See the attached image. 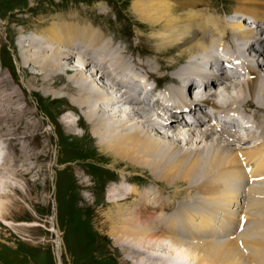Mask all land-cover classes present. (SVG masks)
I'll return each mask as SVG.
<instances>
[{
	"label": "bare ground",
	"instance_id": "bare-ground-1",
	"mask_svg": "<svg viewBox=\"0 0 264 264\" xmlns=\"http://www.w3.org/2000/svg\"><path fill=\"white\" fill-rule=\"evenodd\" d=\"M132 4L138 20L156 31L152 39L156 41L159 51L184 45L187 39L198 31L201 38L194 46L196 52L190 53L192 55L181 62L180 56V63L177 62L174 75L171 72L169 75L174 82L186 80L190 84L187 89L189 95L194 85L192 82L204 86V92L197 95L195 103L207 104L208 102L202 99L205 93L206 97L216 98L219 106H216L217 109H227L226 113L234 112L251 123L254 130L248 128L242 131L245 140H242L241 135L230 139L236 144H241V147L232 148L228 143L220 144L214 140V127L206 123V118L204 120L200 112L193 115L195 110L192 107L188 120L187 116H178L177 126L171 125V128H174L172 131L178 137L175 142L195 146L197 143L209 142L208 140L214 141L199 150H189L182 154L178 146L175 148L170 145L175 143L168 136L159 134L155 136L157 142L153 141L146 127L134 123L133 116L141 114L135 102L131 100L132 96H135V90H130L131 97L124 96V93L117 95L122 92L124 83L127 82L122 79L120 84L113 83V80L108 78L110 71L104 69L108 63L116 73H123L129 67L127 58L123 52L117 56L112 49L110 55L109 48L113 44L104 41L101 32L92 25L83 26L77 22L56 20L44 28L40 35L33 34L34 36L19 40L20 60L25 65L24 72L29 71L31 67L38 71L31 73L32 84L41 85L37 91H42L45 98L54 96L52 101H61V104H64L59 112L72 110L84 116L88 123L86 126H89L88 131L92 133L100 151L118 155L123 161L128 160L130 164L145 168L177 191L174 196L167 188L160 193L157 192L159 189L147 185L143 189L134 185L131 186L130 192L120 183L115 186L114 191L108 192L112 200L122 195V204L114 203H118L115 208L119 213L122 212V215L118 216L119 220H122V226L116 222L111 224V227L114 239L122 242V252L132 264H139L136 259L149 255L153 246L167 250L168 254L181 262L180 264H264V232L260 227H253L254 224L249 222L248 229L244 232V229L234 231V225L239 227V224L243 225L246 220L257 219L256 214L252 213L253 209L248 208L249 204L246 207V198L250 195L252 206L256 205L255 194L258 195V207L264 211V200L261 199V191H264V121L261 118L264 114V72L255 68L251 76L238 86L229 83L238 82V79L233 78L229 82L224 78L218 80L210 71L221 67V62L214 54L215 49L231 54L238 37L252 38L255 35V31L246 30L242 19L252 18L259 22L257 29L263 38L256 44L264 48V26L260 23L264 22V0H240V8L236 3L232 12L227 13L232 20L194 8L196 3L193 0H183L177 5L172 0H135ZM24 43L27 45L23 46ZM75 58V62L81 67L73 70L70 67ZM135 66L140 69L138 65ZM89 68L94 71H91V78L86 76ZM71 71L74 73L70 75ZM109 81L111 85L106 90L105 83L109 84ZM102 82L104 86H100ZM20 93L10 87L7 77L0 72V128L7 127L6 131H9L8 127H18L23 130V134H40L43 123L37 120L30 104ZM58 94L63 96L58 97ZM213 118L216 119V116L213 115ZM143 121L150 122L154 132L164 128L148 118ZM235 123V119L229 122L232 126ZM61 124L67 134H74L75 127L79 125L66 115L61 118ZM0 134L14 132L0 131ZM251 142L254 144L249 146ZM176 154L178 155L175 156ZM5 158L7 162L11 155L6 154ZM59 163L58 161V166ZM8 166L6 164L0 168V185L9 181L11 184V181L26 175L12 173L14 170L10 169L11 172H6ZM54 171L56 172L55 169ZM125 174L122 172L123 176ZM122 181L128 180L122 177ZM157 183L155 182L156 185ZM248 183L260 185L248 187ZM184 184L197 189L194 192L195 200L199 201L197 210H192L189 199L186 204L183 195L177 196L180 193L177 187ZM129 199L136 203L135 210L138 215L132 214L130 208L124 207L125 201ZM174 199L180 200V210L167 216L165 213L174 207L171 203ZM12 203L7 204L0 200V219L5 220L8 217V212L13 209L11 205H16ZM150 209L154 210L153 214H157L155 217L146 212L147 210L150 213ZM163 227L171 231V235L164 236L157 231ZM51 228L55 230L53 222ZM187 239H192V242H187Z\"/></svg>",
	"mask_w": 264,
	"mask_h": 264
},
{
	"label": "rangeland",
	"instance_id": "rangeland-1",
	"mask_svg": "<svg viewBox=\"0 0 264 264\" xmlns=\"http://www.w3.org/2000/svg\"><path fill=\"white\" fill-rule=\"evenodd\" d=\"M172 1L176 2V5L183 2V0ZM193 1L196 3L194 8L203 9L205 13L211 12L215 16H222L225 19L226 13L232 12L236 3L240 8V0ZM134 2L135 0H0V72L4 77H7L12 89L23 94V99L26 98V102L30 104L37 120L43 123L40 134H23V130L18 127L14 129L8 127L9 131H6L7 127L0 128L3 133L14 132V134H0L1 149L7 150V154L11 155V158L8 159L10 162H6L9 165L6 172L14 170L12 173L26 174L16 178L14 182L11 181V184L9 181L0 185V200L7 204L16 203V205H11L13 209L8 212V217L5 220L0 219V264H58L57 256L63 264L61 245L65 264H132L126 254L122 252V242L119 243L113 236L111 224L117 222L120 223L119 226H122V220H119L122 212L119 213L115 208L118 203L114 204L122 201V195H119V200L117 198L112 200L109 197L108 192L114 191L116 188V185L110 184V182L117 179L118 176L117 181H120L123 172L126 173L125 178L128 181L138 182L141 180L144 187L147 185L156 190L159 189L157 192L160 193L167 188L169 193L176 195L175 189H171L163 180L156 177L157 175L153 176L145 168L130 164L128 160L123 161L118 155L100 151L92 133L88 131L89 126H86L88 125L86 119L81 115L80 117L83 119L81 118V124L75 127L74 134H67L61 124V118L65 115L67 117V114L59 112L64 104H61V101H52L54 96L47 99L42 91V94L39 93L37 90H40L41 85L32 84L33 78L31 77V73H38V71L31 67L29 71L24 72L25 65L20 60L21 46L19 47L18 43L20 38L27 35V32L33 31L40 35L42 30L54 21L67 20L70 23L77 22L83 26L92 25L98 29L105 38L104 41L113 44L109 48V54L111 49L112 52L115 50L113 53L117 56L123 52L129 64L138 65L150 76L164 77L163 81L171 79L169 73L174 75L180 56L181 62L196 52L194 46L201 37L198 35V31H195L184 45L159 51L156 41L152 39L156 31L150 25L138 20V15L131 6ZM24 45L27 44L24 43ZM75 60L76 58L73 60L75 65L71 64L70 68L80 69L81 66ZM262 65L261 70L264 72V64L262 63ZM90 69L88 72L86 71V76L91 78L93 69ZM212 71L214 72V70ZM73 73L74 71H71L70 75ZM214 77L218 80L221 78L218 75ZM242 81L244 79L238 80L240 84L238 82L229 83L240 86ZM233 91L231 90V92ZM61 96L63 95L58 94V97ZM118 116L116 115V117ZM133 117L134 123L146 127L145 129L148 130L153 141L157 142L155 136H159V134L168 136L175 143L174 145L170 144L171 146L175 148L178 146L181 151H184H180L181 154L189 152V150H199L214 140L220 144L228 143L232 145V148H238L236 142L222 140L217 135H213L214 140L197 143L195 146L179 144L175 142L178 137L172 131L174 128L164 130L165 133H163V129V132L161 129L154 132L150 122L143 121V119L149 118L147 114L146 117L145 115L143 117L134 115ZM261 118L264 121V114ZM71 120L73 119L71 118ZM4 128L5 130H3ZM65 144H68V148L65 147ZM252 144L254 142H251L249 146ZM93 154L94 157H92ZM85 155L91 158L85 160L86 157H83ZM58 161L60 162L59 166H57ZM86 166L90 168L91 173L93 171L91 174L93 177L90 179L87 177ZM93 166H95V171ZM4 177L8 178V176ZM155 182H158L157 185ZM250 184H247L248 187L260 185L259 183ZM193 187L187 184L177 187L180 190L177 196L183 195L186 204L189 199L192 210H197L199 201L195 200L196 194L194 193L197 189ZM261 194L263 195L261 199L264 200L263 190ZM106 196L109 201H106ZM257 197L258 195L255 194V206H252L251 195L246 198V207L249 204L248 208L253 209L252 213L256 214L257 219L246 220L243 232L248 229L249 222L254 224L253 227H260L264 232V211L260 209V206L258 207L257 201L260 199ZM179 201V199L171 200L174 207H171L170 212L165 213L167 216L180 210ZM130 202L125 201L124 207L130 208L132 214L138 215L135 204ZM120 203L122 204V202ZM120 210L122 211V207ZM146 212L152 217L157 215L153 214V209H150L151 214L147 210ZM52 222L55 225V230L51 228ZM147 224L151 225L149 222ZM163 229H157V231H164L165 234L161 233L164 236L171 235L172 232L166 227ZM186 241L192 242L191 239ZM152 248L149 255H142L136 261L139 264L181 263L175 256L168 254L167 250L154 246Z\"/></svg>",
	"mask_w": 264,
	"mask_h": 264
}]
</instances>
